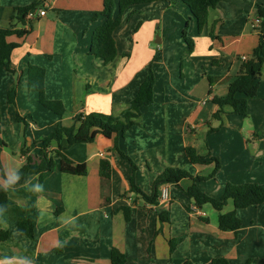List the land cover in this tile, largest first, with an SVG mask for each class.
<instances>
[{"label": "crops", "instance_id": "1", "mask_svg": "<svg viewBox=\"0 0 264 264\" xmlns=\"http://www.w3.org/2000/svg\"><path fill=\"white\" fill-rule=\"evenodd\" d=\"M36 1L45 16L37 13L27 19L26 36L6 38L18 47L11 54L13 72L0 67V175L7 167L20 170L27 157L38 161L40 141L55 125L71 127L78 114L120 116L132 111L130 103L150 64L154 103L133 118L125 137L117 139V148L115 135H97L92 143L65 148L68 160L87 166V175L61 172L54 146V172L43 180L36 172L28 178L42 185V191H32L25 183L8 191L17 206L36 218L35 238L18 231L14 207L0 206V233H8L0 241V258L27 256L34 264H111V252L118 249L127 264H212L216 258L230 264H264V203L237 210L242 221L237 232L220 231V213L210 204L197 208L176 186L160 188L158 205L130 193L132 168L120 154L137 165V185L146 194L167 168L204 177L214 172L216 162L193 164L187 147L219 159L216 178L200 184L206 194L221 198L228 183L264 186V67L258 95L247 102L244 114L227 107L219 119L213 117L218 111L213 99L227 96L240 73L241 57H249L258 45L253 21L264 9V0H221L209 10L201 31L181 0L132 6L114 32L117 55L108 65L90 54L93 33L104 21L94 16L104 0H0V29L16 23L12 17L17 8ZM187 24L194 42L190 55L183 39ZM31 66L45 70L46 98L63 103V116L39 103L29 80ZM13 87L17 96L11 105L8 91ZM102 162L108 163L107 178L101 175ZM191 184L190 179L180 182L183 189ZM123 206L134 210L129 222ZM59 207L63 210L57 215ZM233 210L229 201L222 213ZM162 214L168 219L162 221Z\"/></svg>", "mask_w": 264, "mask_h": 264}, {"label": "trees", "instance_id": "2", "mask_svg": "<svg viewBox=\"0 0 264 264\" xmlns=\"http://www.w3.org/2000/svg\"><path fill=\"white\" fill-rule=\"evenodd\" d=\"M162 0H120L118 4L114 0H104L103 9L97 12L94 19L103 18V23L96 28L93 33L92 45L90 54L103 59L104 64L111 63L117 55L116 42L114 39V32L121 24L122 15L128 8L132 6L150 4ZM188 6L193 18L198 24L201 31L208 23L209 10L215 8L221 0H181ZM40 5V1H36L26 7L17 8L12 17V21L16 22L10 27L0 29V67L3 66L9 72L11 69V54L15 48L18 47L15 43H7L8 36L16 35L19 38L26 36L29 30L25 28L27 23L28 13L36 9ZM116 8L118 14L116 15ZM258 18H260V26L254 31L258 34L259 42L252 54L242 61L240 73L237 78L230 84L228 93L225 98H215L213 103L218 107V111L214 113L213 117L219 119L225 109L229 107L232 113L242 115L246 111L247 102L254 99L258 95L260 78L264 67V9L258 10ZM21 26V28H16ZM189 25L187 24L183 31V39L186 42L188 49L186 54L190 55L194 49V42L188 35ZM212 37L213 33L211 34ZM46 72L43 68L31 66L29 68V80L35 85L39 95V103L49 111L58 116L65 114V107L61 101H52L46 98L45 92ZM154 84L155 75L152 64L148 67L147 75L141 84L136 97L131 101L130 108L122 113L120 116L106 115L102 113H90L88 115L78 114L74 117V125L65 127L55 125L53 131L43 138L41 142V149L38 154V161L32 157H27L26 163L21 167L22 180L19 184H24L28 180L31 172L40 174V179L43 180L56 169L55 157L52 155L56 146L55 156L59 158V170L63 173L85 176L88 173L85 164H74L66 158L62 153L65 148L78 145L92 143L97 135L105 137H112L115 135V144L117 148V139L125 137L128 130L133 125V118H136L143 107L152 105L154 103ZM17 96L16 87L8 91V103L15 104ZM17 120L27 124V119L17 115ZM65 140L66 147L62 146V141ZM124 159L128 161L132 168L130 177V193L136 194L139 198L147 204L158 205L160 198V188L164 185H173L180 189L186 196L194 201L197 208H202L204 205L210 204L220 214L218 216V228L220 231L237 232L242 227V221L237 215L238 209H245L251 206H257L264 203V186L255 184H241L235 185L228 183L225 187L224 194L221 198H214L206 194L200 187L202 182L210 179H215L216 174L220 169L219 159L216 157H202L197 153V150L192 147L186 148V154L193 164L205 165L210 162H216V169L208 176H193L187 171L179 168H167L157 177L153 183L152 192L146 194L137 185L136 173L138 171L137 165L133 160L124 153H120ZM102 177H108V163H101ZM184 179H190L192 184L183 189L180 182ZM232 201L234 210L228 213H222ZM0 206L5 208L14 207L17 211L18 223L17 229L24 233L29 239L35 238L36 218L28 216L26 209L17 206L8 195L0 189ZM63 208L59 207L56 214H60ZM126 221L131 220L134 210L128 206L121 207ZM168 218L161 215V220L165 221ZM8 237V233H0V241H4ZM111 264H127V259L124 253L118 249H113L111 252ZM212 264H230L225 258H216Z\"/></svg>", "mask_w": 264, "mask_h": 264}, {"label": "clouds", "instance_id": "3", "mask_svg": "<svg viewBox=\"0 0 264 264\" xmlns=\"http://www.w3.org/2000/svg\"><path fill=\"white\" fill-rule=\"evenodd\" d=\"M22 176L17 168L7 167L0 175V189L8 192L21 182ZM24 183L30 187L32 191H42V185L31 184L30 180H25ZM0 264H34V261L27 256H5L0 258Z\"/></svg>", "mask_w": 264, "mask_h": 264}, {"label": "built area", "instance_id": "4", "mask_svg": "<svg viewBox=\"0 0 264 264\" xmlns=\"http://www.w3.org/2000/svg\"><path fill=\"white\" fill-rule=\"evenodd\" d=\"M37 13H38V16H39V17H43V16H45L46 11H45L44 9H33V10H31V11L28 13V15H27V19H33L34 16H35ZM260 23H261L260 18L257 17V18L253 21V28L255 29V28L259 27V26H260ZM246 59H247V56H243V57H241V61H245ZM167 197H168V195H167V191H166V190H163L162 198H163V199H166Z\"/></svg>", "mask_w": 264, "mask_h": 264}]
</instances>
